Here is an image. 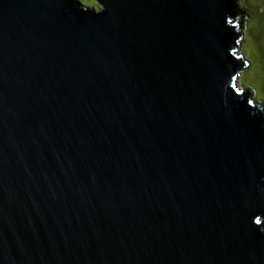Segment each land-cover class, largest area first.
<instances>
[{
    "label": "water",
    "instance_id": "95a60500",
    "mask_svg": "<svg viewBox=\"0 0 264 264\" xmlns=\"http://www.w3.org/2000/svg\"><path fill=\"white\" fill-rule=\"evenodd\" d=\"M0 0V264H264V104L240 0Z\"/></svg>",
    "mask_w": 264,
    "mask_h": 264
},
{
    "label": "rangeland",
    "instance_id": "374dc122",
    "mask_svg": "<svg viewBox=\"0 0 264 264\" xmlns=\"http://www.w3.org/2000/svg\"><path fill=\"white\" fill-rule=\"evenodd\" d=\"M81 1L86 5H93L96 7L99 6L97 0ZM240 3L243 6V0H240ZM253 3L254 4L252 5L246 3V6L251 11V18H256L257 16H259L260 11L264 9V0H260L257 4L255 2ZM256 39L257 37L255 36V34H252V31L248 26V22L244 19L243 40L241 42L240 50L250 60V65L246 70L239 74L238 85L251 86L254 91L252 95L253 98L258 103L260 102L264 104V90L261 89V85L264 83V46L262 49H259V42Z\"/></svg>",
    "mask_w": 264,
    "mask_h": 264
},
{
    "label": "trees",
    "instance_id": "16d2710c",
    "mask_svg": "<svg viewBox=\"0 0 264 264\" xmlns=\"http://www.w3.org/2000/svg\"><path fill=\"white\" fill-rule=\"evenodd\" d=\"M259 1L260 0H245V2L250 5L254 4L253 2L257 4ZM245 2L243 0V6H242L243 11L241 12L239 18H243L244 16L245 21L248 22V26L252 31V34H255V36L257 37L256 40L259 42L258 43V46L260 47L259 49H262L264 46V9L262 11L259 10L260 11L259 16H257L256 18H251V11L246 6ZM261 89L264 90V83L261 85Z\"/></svg>",
    "mask_w": 264,
    "mask_h": 264
}]
</instances>
